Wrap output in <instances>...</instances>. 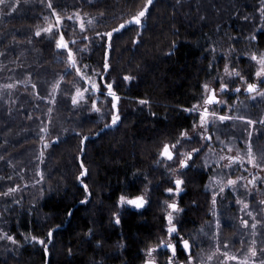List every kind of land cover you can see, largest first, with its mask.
I'll use <instances>...</instances> for the list:
<instances>
[{"label": "trees", "instance_id": "obj_1", "mask_svg": "<svg viewBox=\"0 0 264 264\" xmlns=\"http://www.w3.org/2000/svg\"><path fill=\"white\" fill-rule=\"evenodd\" d=\"M145 2L51 0L64 17L65 39L81 71L95 77L106 93L105 82L113 83L121 97L116 125L111 124V97L106 94L97 102L100 112L91 110V98L70 106L76 87H86L84 80L68 67L66 50H57L47 34L35 36L53 19L49 0H5L0 5V264H143L146 249L166 235L164 189L174 185L170 172L157 162L159 149L164 142H175L182 130L192 131L197 117L184 109L201 99L204 82L222 68V51L238 48L242 40L264 51V0H153L143 27L128 25L114 33L110 49L107 37L88 45L100 38L97 32L118 27ZM77 13L83 31L79 20L68 19ZM106 50L110 69L103 72ZM126 74L134 79L124 81ZM26 76L29 81L23 82ZM8 84L13 85L10 93ZM140 99L149 103L141 105ZM237 108L230 111L235 120L212 125L210 144L202 148L200 140L183 141L189 149H202L182 172L184 210L176 219L179 235L190 241L191 258L202 256L208 243L198 229L210 210L213 198L206 184L215 169L204 168L203 153L216 139L218 147L226 135L234 140L242 135L247 124L238 121L240 116L260 123L254 127L264 146V106L250 115ZM81 161L87 169L81 179L91 193L85 203L87 193L76 179ZM9 188L16 191L2 195ZM142 193L147 203L141 210L118 204L121 194ZM229 199L233 201L225 196L220 202L228 207ZM14 201L18 206L10 207ZM113 213L120 215L119 224ZM228 225L221 236L231 238L235 232ZM49 229H54L50 241ZM32 235L45 240L47 253L43 245L25 239Z\"/></svg>", "mask_w": 264, "mask_h": 264}, {"label": "rangeland", "instance_id": "obj_2", "mask_svg": "<svg viewBox=\"0 0 264 264\" xmlns=\"http://www.w3.org/2000/svg\"><path fill=\"white\" fill-rule=\"evenodd\" d=\"M52 17L53 19L51 20L49 19L47 25L49 23L55 22V17L53 15ZM100 43H101V39L99 38L95 40L94 43L93 40L89 41L88 45L91 44L99 45ZM108 43L109 41L107 39L106 44L108 45ZM238 45H239L238 48L231 47L229 50H227V52L225 51L221 52L222 53L221 55L224 57V61L221 66L222 68L217 67V69L214 72H212V75L204 82V83H210L211 86L217 89V91L219 90V81L214 80L213 79L214 77H218V76L224 77L225 81L230 83L229 93L226 96L224 94H222L221 96L219 95V98L221 101H223V103L217 104L212 108V110L216 111L218 115L229 116L231 117V119L220 121L218 118L210 117V127L207 129L206 132V134L208 135H210L211 133L210 130L213 124L216 123L225 124L228 123L229 121L236 119L230 114V111L233 110L234 107L235 108L239 107L237 108V110L243 112V115H250L253 108L264 106V103L261 102L262 100H264V96L259 95L257 93H254L247 97H244L243 95H238L237 97L234 98V96H232L233 90H235V88L238 85L242 87L241 90H244L246 88V84L241 82L239 78L236 80L235 78L227 77L224 72L225 65L228 64L230 67H235L239 70H242V73L247 77H249V80L251 79V82H257L256 77L254 76L257 63L256 61L251 60L250 54L253 51L264 52L262 50L257 49L249 42L244 40L240 41ZM240 61H242L243 63H241ZM92 80L96 81V78L94 77L92 78ZM28 81L29 79L26 76L23 82H28ZM258 86L259 89L264 90V83H260ZM7 91L9 92V88ZM50 92L52 93L51 98L56 97L54 90L51 89ZM105 94L107 95L106 91L100 89L99 92L87 93L86 96L90 97L91 100L94 99L98 102L99 97H104ZM202 96H203V88L200 99L201 103H202ZM229 97H233V98L229 99ZM88 100L89 99H85L80 103L86 104L85 102H88ZM61 102L64 103L67 102L66 98H62ZM61 102L58 104L59 106ZM69 102H70V106H73L71 102V97ZM38 110L40 112L42 111L41 109ZM193 114L196 115L198 121L199 119L198 115L195 113ZM54 118L56 120L57 115L54 116ZM247 120L249 119H245V120L238 119V121L247 125L244 126L245 128V130L243 131L244 133L242 135L237 136V139L234 140L232 136L228 137L226 135V140L223 141L220 144V146L218 147L217 145L215 146L216 142L217 144L220 142L219 139H216V142L214 143V145L213 144L211 145L210 149L209 148L207 150L204 149L205 152L203 153V156H205V159L204 158L202 159L203 160L201 162L202 165L204 166V168H208L210 170L215 169V172L214 171L212 172L214 173L213 175L212 173L211 175H208L209 177L207 179L206 187H208V190L211 193L210 198L211 199L213 198V193L215 192L217 199L215 204L211 202L210 210L208 211L206 218L202 221V223L200 224L201 226L198 229L200 232H204L203 234H201V238L202 239L207 238L208 243L206 245L204 253H202V256L200 254H197L195 258L193 256L195 264H241V262L245 259V257H248L250 262L254 260L256 264H260V261H264V204L261 203V201H264V168L253 167L251 164L247 162V153H248L249 144H251L252 151L258 158L261 155V153H264V146L260 142L261 140L258 139L259 138L258 129L254 127L256 125L257 127H259L260 123L256 122L255 124L250 125L247 123ZM189 133L194 137L190 141L200 140L202 148L208 145L207 143L209 142H206L205 139H202L199 133H194L193 129ZM249 133H251V136H249ZM180 150L187 152V151H191L192 149H189V147L187 145H184V142H182L180 146ZM236 155L242 157L243 163L241 164V161H239V163L232 164L231 167H226L225 165L228 164L227 157L236 156ZM221 157H224V159L221 160L220 159ZM160 162L163 163V167L165 168L167 173H169V168H176L179 163V161L177 160L176 161L177 164L174 166V163L172 162H167L163 160H160ZM189 165L190 166L193 165L192 161H190ZM182 172L185 173L184 170H179V172L176 174H172V173L169 174L171 175V179L174 181L177 175H179L182 178V176L184 175ZM252 176H256L257 179L255 183L249 184V181L252 180ZM238 177H243V179H237ZM228 179L236 180L237 181L236 185L232 187H227L226 185ZM222 187L225 189L223 193H221L220 191ZM165 194L167 195L166 201L170 202L172 200H175L176 193L169 194L165 192ZM225 196L232 197L233 199V201L231 199H229L231 200L230 202L227 201L228 205L226 206L228 207H224V205L221 204L223 201H225V200L222 201L221 198L223 197L225 198ZM220 200L222 202H220ZM237 201H242L243 203H238ZM245 203L247 204V208L244 207ZM18 204L19 203L17 201H14L10 203L11 205L10 207L16 205L18 206ZM165 209H166L165 211L167 212L168 209L166 207ZM183 210L184 208L183 209L181 208V211L175 214V221L177 217L182 214ZM245 219L249 221L247 225H244L242 223V220ZM218 221L219 224L217 223ZM257 221L258 223H256V228L253 229L252 224ZM228 224L231 225V227L234 229L233 232H235L234 233L235 235L232 236L231 238H229L228 236L227 238L221 236L223 226L225 225L227 227H230ZM168 238L169 237L166 232V235L164 236L163 239L167 240ZM220 238H222V240L224 238L225 239L221 241ZM28 240L32 241L31 238H28ZM253 241H255V243H253ZM250 247H254L257 250L256 257H251L250 253L248 252V249ZM217 248H219V251H217ZM225 252L229 253L230 255L237 256L238 259L226 260L223 255ZM144 254L146 259L147 258L146 251ZM189 256L190 254L187 253L186 259L189 258ZM184 262L185 264H193V262L191 260L188 261V259Z\"/></svg>", "mask_w": 264, "mask_h": 264}, {"label": "snow or ice", "instance_id": "obj_3", "mask_svg": "<svg viewBox=\"0 0 264 264\" xmlns=\"http://www.w3.org/2000/svg\"><path fill=\"white\" fill-rule=\"evenodd\" d=\"M5 4V0H0V5ZM153 4V0H146V2L139 8L138 11L135 12V14L131 15L129 19L124 20L122 23L118 25V27L111 29L110 31H107L105 33H100L97 32L96 36L101 38V43H103V40L105 37H107L109 43H108V48H111V40L113 37V34L116 32H119L120 30L124 29L128 25H138L143 27V20L144 18L149 14L150 11V6ZM16 5L13 4L12 7L14 8ZM48 8L52 10V15L55 17V22L49 23L46 27L38 28L35 32L36 37H41L42 33L47 34V39L49 42L54 40L55 42V48L57 50H66L67 52V61H68V67L69 68H75L76 73L78 76H80L84 81L87 87H76L75 92L71 95V102L73 106H77L81 101L85 99H90V97L86 96L87 93H96L99 92L101 89V84L93 81L91 77L87 76L84 72L81 71V68L78 66V61L75 57V54L73 52V49L69 46V41L65 39V31L64 28L65 26L62 24V21L64 19L63 16H61L57 10L53 7L51 0H49L48 3ZM261 9L264 10V4L261 5ZM69 20H79L80 21V29L81 31L84 30V23L80 18L79 13H77L74 16H69ZM91 23V21H89ZM57 31L59 32V35L57 36ZM139 36V33L137 34ZM84 39H89L88 37H84ZM257 37L253 35L251 37V40H256ZM137 41L134 40L133 43H136ZM72 43H76L75 40L72 41ZM214 50V49H213ZM105 59H104V64H103V72H108L110 69V64L108 62V52L107 50L105 51ZM251 60L256 61L257 67L254 72V76L256 77L257 82H248L249 77L244 75L242 73V70H239L235 67H230L228 64L225 65L224 72L227 77H232V78H239V80L243 83L246 84V91L247 93H257L259 95L264 96V90L259 89V84L264 83V52H256L253 51L251 54ZM87 68V65L84 66ZM211 67V65H210ZM63 79V76L61 77ZM101 79H105L104 77H101ZM134 77L132 75L126 74L123 77L124 81H132ZM214 80L219 81V93L223 94L226 91L230 89V83L225 81L224 77H214ZM106 90H107V95L111 97V105H112V118H111V124L115 125L118 121H120L121 116L119 115V108H118V102L120 101L121 97L117 95V92L114 90L113 83L111 82H105L103 85ZM7 88H12V84L5 85ZM36 85H33V88H35ZM59 87V81H57L54 85L53 88ZM203 88V96H202V103L200 100H198L195 104L191 106V108L184 109V111H187L189 113H195L198 115L199 119L194 120L192 124V129L194 133H199L202 139H207L211 140L212 137L210 135H206L207 129L210 127V117L211 118H218L220 121H224L227 119H231L229 116L225 115H218L216 111H213L212 108L220 103H223V101L220 100L219 96L217 95V89L213 86H211L210 83H204L202 85ZM235 92L239 93L241 91V87L238 85L235 90ZM139 104L145 105L148 104L149 102L144 99H140ZM92 104V111L95 112H100L101 109L97 107V101L96 100H91ZM51 111V109H49ZM155 115V114H153ZM240 120H245L247 119L246 117H238ZM248 124H255L256 121L252 120H247ZM47 128H41V132H46ZM249 136H251V133H249ZM178 139L175 140V142H164L162 146L159 149L158 152V163L160 160L167 161V162H172L176 163L178 160V166L176 168H169V172L172 174H176L179 172L181 169H186L188 168L189 161L193 158L194 153H198L200 149L193 148L191 151H181L180 146L184 140H191L194 138L188 130H182L179 133ZM41 141H44V147H48V142L45 140L44 136L42 135L40 137ZM87 140V137L85 136L81 140V144H84V141ZM83 150V149H81ZM41 156H43V152L41 153ZM221 160L224 159V157L220 158ZM228 159V164L225 165L226 167H231L232 164L236 163L237 161H241V164L243 163L242 157L239 155L236 156H229L227 157ZM247 162L251 164L253 167L256 168H264V153H261L259 158L253 153L251 144H249L248 148V153H247ZM80 168L82 169L79 172V175L77 176V180L83 185L85 193L84 199L81 201V203H85L88 200V196L91 195L89 192V186L87 183L84 182L82 177H85L87 174V169L84 166L83 161L80 163ZM237 179H243V177H238ZM257 177L253 176L252 180L249 181V184L255 183ZM174 184V187H167L164 189L166 193H176L177 195L183 191L182 185L184 184V180L177 175L174 181H172ZM237 183L236 180L233 179H228L227 180V187H232L235 186ZM224 188L222 187L220 189L221 193L224 192ZM234 190V189H233ZM15 188H9L7 192L2 193L4 196H8L11 193L15 192ZM146 193H142L139 195L135 196H129L125 194H121L118 199V204L120 206H123L125 204L127 205H132L135 208H142L146 203L147 200L145 198ZM216 193H213V204L216 203ZM238 203H243L242 201H237ZM262 204H264V201H261ZM165 204L167 206V209L170 211L166 212V220H167V227H166V232L168 234L169 239L164 240L161 239L159 244L153 248L149 247L146 249L147 253V258L143 261V264H157V261L153 258V253L156 251L157 248L163 246L167 248L168 250L171 251L172 255L168 257V262L167 264H175V258H176V253H177V246L182 245L184 250H189L191 245L190 241L186 238L183 237V235H178L179 234V229L177 226V222L175 221V213L181 211L179 208L178 204L176 203L175 200L172 201H165ZM244 207L247 208V204H244ZM72 210L69 209L68 211V216H71ZM113 216L115 217V223L119 224L121 222L120 215L117 213H113ZM219 224V221L217 222ZM242 223L244 225H247L249 223L248 220H242ZM256 223L254 222L252 224L253 229L256 228ZM53 232L54 229H49L48 230V240L50 241L53 237ZM7 239L9 241H12L13 243H16V240L14 236L8 235ZM25 239H28L26 236ZM173 239L176 240V243H173ZM31 240L38 242L39 244L44 246L45 253L48 252V245L45 242V240L41 237L32 235ZM255 243V241H253ZM217 251H219V248H217ZM71 252V250H69ZM248 252L250 253L251 257H256L257 256V250L254 247H250L248 249ZM224 258L226 260H237L238 257L235 255H230L229 253L225 252ZM191 260V256L188 258ZM241 264H256V262L249 261L248 257H245V259L241 262ZM260 264H264V261H260Z\"/></svg>", "mask_w": 264, "mask_h": 264}, {"label": "flooded vegetation", "instance_id": "obj_4", "mask_svg": "<svg viewBox=\"0 0 264 264\" xmlns=\"http://www.w3.org/2000/svg\"><path fill=\"white\" fill-rule=\"evenodd\" d=\"M236 80L238 79V78H235ZM248 82H251V79L250 80H248ZM241 87V86H240ZM242 88V87H241ZM246 89V88H245ZM229 93V90L228 91H226L225 93H223L225 96L227 95ZM252 94H254V93H251V94H248L246 91H244V90H241L239 93H237V92H235L234 90H233V94H232V96H234V98L235 97H237L238 95H243L244 97H247V96H250V95H252ZM217 95L219 96H221L222 94L221 93H219V90L217 91ZM231 98H233V97H229V99H231ZM216 106V105H215ZM206 135H208V134H206ZM205 141L206 142H210V140H207V139H205ZM210 144V143H209ZM193 159V158H192ZM191 159V160H192ZM190 160V161H191ZM190 161H189V164H190ZM236 163H239V161H237ZM187 169V168H186ZM181 170H185V169H181ZM253 177V176H252ZM253 184V183H252ZM180 195H181V193H179L178 195L176 194V197H175V201H176V203L178 204V206H179V208L181 209H183V205H182V203H181V201H180ZM127 205V204H126ZM145 206H146V204H145ZM144 206V207H145ZM143 207V208H144ZM132 209H134L133 207H131ZM142 208V209H143ZM166 208H167V206H166ZM168 211H170L169 209H168ZM178 213V212H177ZM176 214V213H175ZM179 235V234H178ZM169 239V238H168ZM173 243H176V240L175 239H173ZM161 250V251H160ZM190 252V249L189 250H184L183 249V247H182V245H178L177 246V253H176V258H175V264H185V262L184 261H186L185 259H184V256L185 255H187V253H189ZM158 253V254H157ZM172 255V253H171V251L170 250H168L167 248H165V247H163V246H161V247H159V248H157L156 249V251L153 253V258L157 261V264H167V262H168V257L169 256H171ZM188 261H189V259H188Z\"/></svg>", "mask_w": 264, "mask_h": 264}, {"label": "water", "instance_id": "obj_5", "mask_svg": "<svg viewBox=\"0 0 264 264\" xmlns=\"http://www.w3.org/2000/svg\"><path fill=\"white\" fill-rule=\"evenodd\" d=\"M248 94H251V93H248ZM129 206H130V207H133L135 210H141L145 205H144L142 208H135V207L132 206V205H129Z\"/></svg>", "mask_w": 264, "mask_h": 264}, {"label": "bare ground", "instance_id": "obj_6", "mask_svg": "<svg viewBox=\"0 0 264 264\" xmlns=\"http://www.w3.org/2000/svg\"><path fill=\"white\" fill-rule=\"evenodd\" d=\"M129 206V205H128Z\"/></svg>", "mask_w": 264, "mask_h": 264}]
</instances>
